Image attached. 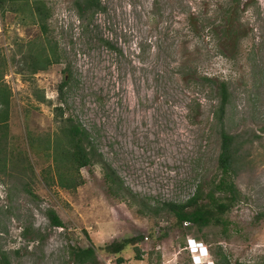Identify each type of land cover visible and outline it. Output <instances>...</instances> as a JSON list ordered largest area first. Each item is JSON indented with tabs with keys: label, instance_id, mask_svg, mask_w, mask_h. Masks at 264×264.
<instances>
[{
	"label": "rangeland",
	"instance_id": "1",
	"mask_svg": "<svg viewBox=\"0 0 264 264\" xmlns=\"http://www.w3.org/2000/svg\"><path fill=\"white\" fill-rule=\"evenodd\" d=\"M73 1L46 0L53 12L49 38L63 61L35 76L21 71L17 48L41 38L40 29L0 9L3 82L12 92L8 136L0 144L1 163L6 160L0 249L12 264H69L70 247L94 245L100 264H117L102 246L144 236L143 260L131 249L125 264H194L190 239L208 247L205 264H214L219 248L232 264H264V0L240 12L244 38L237 48L223 47L213 30L226 0H101L106 12L88 28ZM203 77L228 84L223 128L251 144L234 182L242 197L226 224L182 232L172 216L147 217L139 209L141 201L185 203L218 175L222 125L214 115L221 97ZM59 106L88 130L136 202L112 197L97 164L82 170L85 184L76 192L46 184L56 177L52 157L29 141L53 136ZM48 210L63 228L51 226Z\"/></svg>",
	"mask_w": 264,
	"mask_h": 264
},
{
	"label": "trees",
	"instance_id": "2",
	"mask_svg": "<svg viewBox=\"0 0 264 264\" xmlns=\"http://www.w3.org/2000/svg\"><path fill=\"white\" fill-rule=\"evenodd\" d=\"M73 6L82 25L90 27L99 14L106 12L101 0H74ZM224 14L219 20V26L214 28L218 32V41L223 47L229 42L237 48L244 34L241 32L242 26L240 12L247 11L251 6L256 7L257 2L251 0H226ZM0 9L3 13H16L21 15L24 25H35L41 31V38L34 39L27 44H18L17 53H22L20 58L21 71L32 76L41 72L48 71L54 65L61 64L63 55L59 52L58 43H52L49 38V22L52 19V9L48 6L46 0H0ZM30 21H27V20ZM109 48L116 50L109 42H105ZM24 45V46H23ZM23 48H27L24 50ZM17 57V55H16ZM6 66L5 58L0 56V144L1 139L8 136L12 92L7 84L3 82ZM203 80L215 85L221 97L220 107L214 117L222 125L221 152L218 159V175L215 179L199 186L192 197L185 203H164L161 205H151L148 201H141L139 212L147 217L164 219L165 214L172 216L174 228L183 232L184 223L188 222L197 228L200 233L209 227H219L225 225V215L240 201L241 192L235 185V178L240 172V165L244 158L245 147L251 142L241 141L239 135L228 133L223 128L226 107L230 102L229 87L226 82H219L215 79L203 77ZM69 83L67 78L59 86V98L63 100L65 89ZM40 102H46L45 97L39 99ZM66 110L63 106L55 108L56 119L60 121V126L51 137V135L42 138H31L30 147L33 150L45 151L46 155L52 157L55 165V178L47 185L59 184V187L76 192L85 184L82 176V170L92 164L101 166L104 172V179L108 187L109 194L115 199L129 198L132 202L137 201V196L133 191L124 186L123 181L118 176L114 168L108 164L103 156L98 152L93 144L92 136L88 130L79 123L73 116H66ZM264 131V130H263ZM36 152V154H38ZM22 161V160H21ZM5 165L6 160L2 164ZM32 170V164L29 163ZM51 170V169H49ZM33 171V170H32ZM52 171V170H51ZM49 181V180H48ZM47 216L51 221V226L63 228V221L54 210H48ZM264 219V213L259 216ZM29 229L24 230L23 235L27 236ZM144 236L126 238L111 244H104L102 250L106 255L114 257L117 264H125L127 260L123 254L133 250L135 260L142 261V250L140 243ZM214 264H232L229 257L224 254L221 248L214 252ZM160 259V258H159ZM69 264H100L97 249L94 245L88 248L70 247ZM0 264H12L10 255L0 249Z\"/></svg>",
	"mask_w": 264,
	"mask_h": 264
},
{
	"label": "clouds",
	"instance_id": "3",
	"mask_svg": "<svg viewBox=\"0 0 264 264\" xmlns=\"http://www.w3.org/2000/svg\"><path fill=\"white\" fill-rule=\"evenodd\" d=\"M0 199H2L1 195H0ZM186 223H188V222H186ZM188 224L190 226H192V224H190V223H188ZM184 227H185V225H184ZM188 250L190 251V253L192 255V259H193L194 264H205L206 263L205 259L210 257V255H211L208 247L205 246V244L202 242H197L195 239L189 240Z\"/></svg>",
	"mask_w": 264,
	"mask_h": 264
},
{
	"label": "built area",
	"instance_id": "4",
	"mask_svg": "<svg viewBox=\"0 0 264 264\" xmlns=\"http://www.w3.org/2000/svg\"><path fill=\"white\" fill-rule=\"evenodd\" d=\"M184 225H185V227H189L190 226L188 223H185Z\"/></svg>",
	"mask_w": 264,
	"mask_h": 264
}]
</instances>
